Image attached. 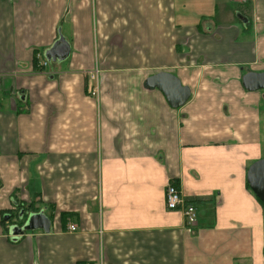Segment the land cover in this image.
Wrapping results in <instances>:
<instances>
[{
    "label": "crops",
    "instance_id": "crops-1",
    "mask_svg": "<svg viewBox=\"0 0 264 264\" xmlns=\"http://www.w3.org/2000/svg\"><path fill=\"white\" fill-rule=\"evenodd\" d=\"M263 72L264 0H0V264H264V91L242 85ZM35 199L50 231L14 239L4 211Z\"/></svg>",
    "mask_w": 264,
    "mask_h": 264
},
{
    "label": "water",
    "instance_id": "water-1",
    "mask_svg": "<svg viewBox=\"0 0 264 264\" xmlns=\"http://www.w3.org/2000/svg\"><path fill=\"white\" fill-rule=\"evenodd\" d=\"M69 46L64 39L57 42L44 54L47 62H61L69 56ZM243 88L250 92L264 91V72L260 74L246 73L242 78ZM149 89H158L164 95L167 103L172 108L183 106L189 99V89L180 85L179 81L170 74L159 73L149 78L145 84ZM247 184L255 198L264 204V158L254 162L247 170ZM50 231V222L41 212L30 214L25 219L22 227H10V234L17 239L27 231Z\"/></svg>",
    "mask_w": 264,
    "mask_h": 264
},
{
    "label": "built area",
    "instance_id": "built-area-1",
    "mask_svg": "<svg viewBox=\"0 0 264 264\" xmlns=\"http://www.w3.org/2000/svg\"><path fill=\"white\" fill-rule=\"evenodd\" d=\"M238 3L247 4L251 0H235ZM43 66H47V61L43 62ZM90 95L97 96V88L90 91ZM164 204L168 211L180 212L183 217L184 226L187 230H192L197 222L196 209L192 204L186 203L183 199L179 189L173 185L169 184L165 188L164 192ZM69 232H76L77 228L74 225L68 227Z\"/></svg>",
    "mask_w": 264,
    "mask_h": 264
},
{
    "label": "trees",
    "instance_id": "trees-1",
    "mask_svg": "<svg viewBox=\"0 0 264 264\" xmlns=\"http://www.w3.org/2000/svg\"><path fill=\"white\" fill-rule=\"evenodd\" d=\"M247 188H249L248 185H247ZM257 201L264 208V204H262L259 200ZM26 210L27 209H25L24 206H22V203L13 200L12 209L6 212L4 211V214H7L8 219L6 221L2 219L1 224L3 226H5V224L7 225L5 226L6 230H9V228L14 225H18L19 227H21L24 224L25 219L27 217V215H25Z\"/></svg>",
    "mask_w": 264,
    "mask_h": 264
},
{
    "label": "rangeland",
    "instance_id": "rangeland-1",
    "mask_svg": "<svg viewBox=\"0 0 264 264\" xmlns=\"http://www.w3.org/2000/svg\"><path fill=\"white\" fill-rule=\"evenodd\" d=\"M39 203L40 202H38V200H36V199L33 200L30 203H26V204L22 203V206H24V208L27 209L26 212H25V215L28 216L30 214H39V213H41L40 210L43 209V208H42V206ZM11 227H18V228H20L18 225H14V226H11Z\"/></svg>",
    "mask_w": 264,
    "mask_h": 264
},
{
    "label": "flooded vegetation",
    "instance_id": "flooded-vegetation-1",
    "mask_svg": "<svg viewBox=\"0 0 264 264\" xmlns=\"http://www.w3.org/2000/svg\"><path fill=\"white\" fill-rule=\"evenodd\" d=\"M22 226H23V225H22ZM22 226H21V227H22Z\"/></svg>",
    "mask_w": 264,
    "mask_h": 264
}]
</instances>
